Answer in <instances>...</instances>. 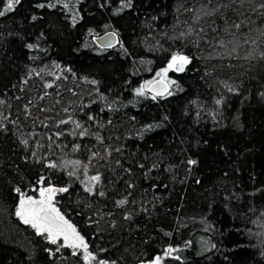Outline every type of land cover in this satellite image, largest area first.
Segmentation results:
<instances>
[{
    "label": "trees",
    "instance_id": "16d2710c",
    "mask_svg": "<svg viewBox=\"0 0 264 264\" xmlns=\"http://www.w3.org/2000/svg\"><path fill=\"white\" fill-rule=\"evenodd\" d=\"M174 54L190 63L168 92L137 96ZM49 187L67 189L53 206L88 264H264V0H20L0 16V264H85L16 215Z\"/></svg>",
    "mask_w": 264,
    "mask_h": 264
},
{
    "label": "snow or ice",
    "instance_id": "6c2138e0",
    "mask_svg": "<svg viewBox=\"0 0 264 264\" xmlns=\"http://www.w3.org/2000/svg\"><path fill=\"white\" fill-rule=\"evenodd\" d=\"M20 0H8L7 6L4 11H0V16L5 15L7 11H11L15 4H18ZM43 7V5H40ZM67 7V5H65ZM111 46V45H108ZM31 47V46H30ZM190 63L189 58L184 55L174 54L169 61L166 68L162 69L157 73V76L160 77L159 81H147L145 84H142L140 88L136 90L137 96H143L145 90L154 91L153 99L157 95L163 96L164 92L167 91L169 84L174 83V81L167 80V73L169 71L183 72L185 66ZM154 84H162L163 91L160 88H154ZM171 94L170 92L168 93ZM79 127V125H77ZM190 163H195V161H190ZM55 167V165H50ZM93 181H98L99 177L94 176L91 178ZM64 192L67 189H56V188H42L39 191L40 199H33L31 197H26L23 193H20V190L17 189V192L20 193L21 199L19 206L16 209V215L21 219L25 224L31 225L38 235H46V238L49 243L57 244L58 240L63 239V244L58 245L57 250L60 247H70L73 249H82L84 253L85 264H88L90 260H94L95 257L88 252V245L85 243L83 237H81L76 229L69 224L59 211L53 206V197L56 192ZM86 191H91L90 188H86ZM120 203H123L121 201ZM176 249L169 248L165 251V255H170ZM76 251H73V255H76ZM100 264H104L103 261ZM152 264H160V258L157 257Z\"/></svg>",
    "mask_w": 264,
    "mask_h": 264
},
{
    "label": "water",
    "instance_id": "95a60500",
    "mask_svg": "<svg viewBox=\"0 0 264 264\" xmlns=\"http://www.w3.org/2000/svg\"><path fill=\"white\" fill-rule=\"evenodd\" d=\"M93 42L95 44L96 47H98L101 50H109L114 48L117 45L118 42V38L114 33H106L104 35L98 36L96 38L93 39ZM111 45V46H108ZM159 81V80H156ZM154 88L158 87L160 88V90L163 91V85L162 84H154L153 85ZM151 94L155 95L154 91H149ZM168 92V88L167 91L164 92V95ZM163 95V96H164ZM157 97H162L157 95Z\"/></svg>",
    "mask_w": 264,
    "mask_h": 264
},
{
    "label": "rangeland",
    "instance_id": "374dc122",
    "mask_svg": "<svg viewBox=\"0 0 264 264\" xmlns=\"http://www.w3.org/2000/svg\"><path fill=\"white\" fill-rule=\"evenodd\" d=\"M168 63H169V62H168ZM167 65H168V64H167ZM167 65H166V67H167ZM186 66H187V65H186ZM186 66H185V67H186ZM166 67H165V68H166ZM169 72H177V71H169ZM169 72L167 73V80H168V81L171 80V78L169 77ZM177 73H178V72H177ZM169 79H170V80H169ZM155 80H160V77L155 78ZM153 81H154V80H153ZM169 85H170V84H169Z\"/></svg>",
    "mask_w": 264,
    "mask_h": 264
},
{
    "label": "bare ground",
    "instance_id": "6f19581e",
    "mask_svg": "<svg viewBox=\"0 0 264 264\" xmlns=\"http://www.w3.org/2000/svg\"><path fill=\"white\" fill-rule=\"evenodd\" d=\"M151 94V93H150ZM152 95V94H151ZM157 97V96H156Z\"/></svg>",
    "mask_w": 264,
    "mask_h": 264
}]
</instances>
